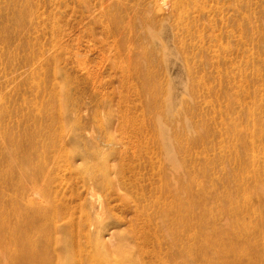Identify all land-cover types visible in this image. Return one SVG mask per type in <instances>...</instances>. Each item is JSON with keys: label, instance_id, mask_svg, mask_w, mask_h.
Returning a JSON list of instances; mask_svg holds the SVG:
<instances>
[{"label": "rangeland", "instance_id": "obj_1", "mask_svg": "<svg viewBox=\"0 0 264 264\" xmlns=\"http://www.w3.org/2000/svg\"><path fill=\"white\" fill-rule=\"evenodd\" d=\"M28 200L59 210L40 264H87L100 225L123 264H264V0H0V210Z\"/></svg>", "mask_w": 264, "mask_h": 264}, {"label": "bare ground", "instance_id": "obj_2", "mask_svg": "<svg viewBox=\"0 0 264 264\" xmlns=\"http://www.w3.org/2000/svg\"><path fill=\"white\" fill-rule=\"evenodd\" d=\"M169 108H172V107L170 106ZM168 157H169V155H168ZM171 158H172V156H171ZM169 159H170V157L168 158V160ZM172 160L174 161V159H172ZM107 161H108V159H107ZM173 164L174 163H172V165ZM174 165L179 166V164H174ZM177 167H175V168H177ZM85 177H88V179L90 180V183L94 187V189L91 192L92 203H91L90 208L93 209L92 211L94 212L95 216L97 218H99L102 214H104L106 212V210L108 209L107 208L108 206H107V202H105V200H103L101 198V196L98 194V192L96 191V188L102 187V186L109 188V187H112L115 185V187L117 186L118 190L123 189L126 187V186H124L123 176H122L121 171L118 168L117 164H115V165H113L112 163L109 164V161H108V162H106L104 174L100 175V174L94 173V171H88L86 173ZM175 184H176V181H175ZM43 189H44L45 193L49 194L47 189H45V188H43ZM163 193H165L164 189H163ZM181 203H182V199H181L180 195L171 199V201H167V203L160 204V202L158 201L157 211L159 212L161 219L163 218V221L166 223L165 228H167V230H171L172 232L177 231L176 227H174V224L172 222H170V220H172L170 218V216L174 218V214L178 213L177 209H179ZM41 205L42 204L40 203V206ZM57 213H59V210L57 208H47V207L45 208V206L39 207L34 202L29 201V200H28V202L25 203V206L23 205V207H21V208L20 207H18V208L11 207L5 211L3 209H1L0 210V238H1V240H4V242H5V237L7 239L9 237L10 241H8L7 244L13 243L14 247H16L15 249H11L10 246L6 245V250H5V248H3L4 251H9V255H8L9 259L7 261L11 262L12 264H35L38 261V263L40 264L39 257L37 258V256H36L37 250L36 249L33 251L31 250V245H33L34 243L32 242V240H30V236H29V233L27 230L30 226V227H34L35 229H38L39 231H40V229H42L44 231L43 235L48 234V232H49V223L48 222ZM15 220H17V221H15ZM103 220H104V218H103ZM45 223H46V225H44ZM105 228H106V226H104V225H100L98 227L97 232H96L97 235L93 241L95 254L92 255V254H90V252L87 253V256L89 258V262L87 264H123L122 260L109 259V258L105 257L106 254L104 255V253L105 252L109 253V251L111 250V246L112 247L114 246L112 244L110 246V243L106 239H104V237L101 235V233L104 232ZM113 230H111V231H113ZM109 231H110V229H109ZM111 235H113V234H111ZM144 238L147 240L148 235H145ZM199 238H201V237H199ZM122 239H121V241H122ZM45 242H46V240H45ZM52 242L50 240L47 241L48 245L46 247L51 245ZM111 243H113V242H111ZM126 243H128V242H126ZM55 244H57V245L59 244L58 239H56V240L54 239L53 245L55 246ZM121 244H122V242H121ZM45 245H46L45 243L41 242L42 247H44ZM118 247H119V245H118ZM120 247H122V246H120ZM125 247H126V245H125ZM132 247H134V246H132ZM187 247H189V246H187ZM172 248H174L173 243H172ZM121 249L122 248H120L119 250H121ZM174 249H176V248H174ZM130 251H132V250H130ZM55 252L57 253L56 259L54 260V258L51 256L49 259V264H55V263L56 264H69L67 257L69 258L70 252L68 249L63 250V248H60L59 250H57L55 248ZM116 252H117V250L115 251V253ZM113 253H114V251H113ZM130 254H131V252H130ZM111 256H112V254H111ZM137 256H135L136 260L134 259V261L138 260ZM172 256H174L177 259L176 264H183L182 260L180 259L181 254L179 252H176V251L173 252ZM182 256H183V254H182Z\"/></svg>", "mask_w": 264, "mask_h": 264}]
</instances>
